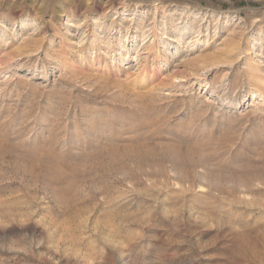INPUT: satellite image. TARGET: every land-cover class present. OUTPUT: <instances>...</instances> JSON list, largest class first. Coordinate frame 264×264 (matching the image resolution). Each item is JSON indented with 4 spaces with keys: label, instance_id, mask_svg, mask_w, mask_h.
I'll list each match as a JSON object with an SVG mask.
<instances>
[{
    "label": "rangeland",
    "instance_id": "1",
    "mask_svg": "<svg viewBox=\"0 0 264 264\" xmlns=\"http://www.w3.org/2000/svg\"><path fill=\"white\" fill-rule=\"evenodd\" d=\"M0 264H264V0H0Z\"/></svg>",
    "mask_w": 264,
    "mask_h": 264
}]
</instances>
